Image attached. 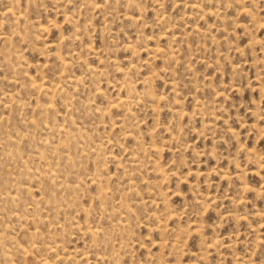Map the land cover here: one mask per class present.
I'll use <instances>...</instances> for the list:
<instances>
[{
    "label": "rangeland",
    "instance_id": "obj_1",
    "mask_svg": "<svg viewBox=\"0 0 264 264\" xmlns=\"http://www.w3.org/2000/svg\"><path fill=\"white\" fill-rule=\"evenodd\" d=\"M0 264H264V0H0Z\"/></svg>",
    "mask_w": 264,
    "mask_h": 264
},
{
    "label": "bare ground",
    "instance_id": "obj_2",
    "mask_svg": "<svg viewBox=\"0 0 264 264\" xmlns=\"http://www.w3.org/2000/svg\"><path fill=\"white\" fill-rule=\"evenodd\" d=\"M156 50V49H155Z\"/></svg>",
    "mask_w": 264,
    "mask_h": 264
}]
</instances>
